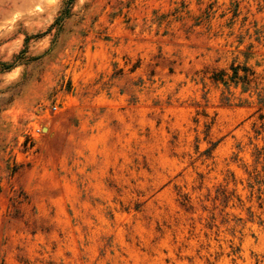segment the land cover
<instances>
[{"label": "rangeland", "instance_id": "1", "mask_svg": "<svg viewBox=\"0 0 264 264\" xmlns=\"http://www.w3.org/2000/svg\"><path fill=\"white\" fill-rule=\"evenodd\" d=\"M0 0V264H264V0Z\"/></svg>", "mask_w": 264, "mask_h": 264}, {"label": "trees", "instance_id": "2", "mask_svg": "<svg viewBox=\"0 0 264 264\" xmlns=\"http://www.w3.org/2000/svg\"><path fill=\"white\" fill-rule=\"evenodd\" d=\"M68 2H69V3H71V2H72V0H69Z\"/></svg>", "mask_w": 264, "mask_h": 264}]
</instances>
